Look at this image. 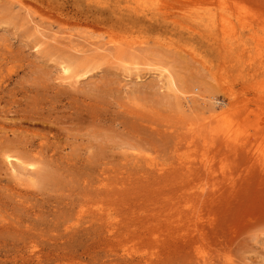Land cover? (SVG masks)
<instances>
[{
	"label": "rangeland",
	"instance_id": "rangeland-1",
	"mask_svg": "<svg viewBox=\"0 0 264 264\" xmlns=\"http://www.w3.org/2000/svg\"><path fill=\"white\" fill-rule=\"evenodd\" d=\"M0 264H264V0H0Z\"/></svg>",
	"mask_w": 264,
	"mask_h": 264
},
{
	"label": "bare ground",
	"instance_id": "bare-ground-1",
	"mask_svg": "<svg viewBox=\"0 0 264 264\" xmlns=\"http://www.w3.org/2000/svg\"><path fill=\"white\" fill-rule=\"evenodd\" d=\"M41 40H42V39H41ZM56 41H57V40H56ZM53 42H54V41H53ZM54 44H55V43H54ZM98 46H99V45H98ZM96 47H97V45H96ZM95 49H97V48H95ZM100 49H102V48H100ZM97 51H98V50H97ZM64 70H65V71H69V67L67 66V68H64ZM72 74H73V76L76 75V74H74V73H72ZM214 107H215V106H214ZM214 107H212V108L214 109ZM212 108H211V109H212ZM213 109H212V111H214ZM218 116H219V115H218ZM229 131H230V130H229ZM227 132H228V131H227ZM224 134H225V133H224ZM228 134H229V133H228ZM229 136H230V135H229ZM232 139H233V138H232ZM225 142H226V140H225ZM229 142H230V141H228V143H229ZM9 155H10V154H8V156H9ZM10 156H12V155H10ZM15 157H16V156H15ZM9 160H11V159H9ZM14 160H15V159H14ZM17 160H18V158H17Z\"/></svg>",
	"mask_w": 264,
	"mask_h": 264
}]
</instances>
